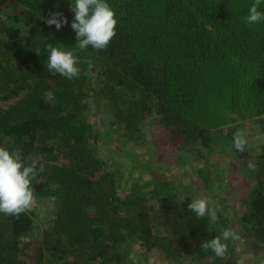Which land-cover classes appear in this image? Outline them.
<instances>
[{
	"label": "trees",
	"instance_id": "16d2710c",
	"mask_svg": "<svg viewBox=\"0 0 264 264\" xmlns=\"http://www.w3.org/2000/svg\"><path fill=\"white\" fill-rule=\"evenodd\" d=\"M107 2L116 36L103 50L76 49L81 72L69 80L47 69V45L75 47L71 0H0V146L39 156L45 168L33 182L40 204L18 218L0 214V264H133L136 244L174 261L222 264L234 256L232 240L222 259L200 245L236 217L225 198L216 224L188 210L196 196L182 195L185 182L155 174L121 200L120 169L108 171L113 165L98 149L111 145L147 158L143 166L152 174L157 165L148 149L141 157L123 147H142L152 126L198 159L210 152L199 155L211 130L221 136L264 117V21L245 22L254 0ZM50 12L63 13L67 23L59 30L45 24ZM46 91L55 99L46 100ZM104 103L111 122L96 125ZM255 164L247 212L238 219L264 249V145ZM157 226L170 239L156 234Z\"/></svg>",
	"mask_w": 264,
	"mask_h": 264
},
{
	"label": "rangeland",
	"instance_id": "374dc122",
	"mask_svg": "<svg viewBox=\"0 0 264 264\" xmlns=\"http://www.w3.org/2000/svg\"><path fill=\"white\" fill-rule=\"evenodd\" d=\"M2 13L6 14V11H2ZM2 18H5L4 15ZM109 109L107 103H104L102 110L105 116L103 120L101 116L98 117L96 125L100 122H111L110 113L107 114ZM89 119L92 121L94 118L91 116ZM247 123L231 125L228 131H225L221 136L218 132L211 130L212 136L210 135L205 141L206 149L203 150L202 146L201 148L199 147L201 152L199 155H204L207 151L210 152L206 158L198 159L192 157L189 152L179 151L173 142L172 134L168 130L162 129L158 125L152 126V134L149 132L145 133L142 147L136 146L131 141L123 144L126 152L135 151L136 154H141V157H143L145 150H149V154L151 153L149 157L157 165V172L152 174L143 166L144 163H148L147 158L135 160L134 157L131 158L129 155L122 154V148L119 153L111 151L109 149L111 145L109 147H99L98 151L101 157L112 163L113 166L108 167V171H113L118 167L120 169V175L117 174L119 176L117 179L119 181L117 197L121 200L131 192L133 185L147 180L151 181L154 174L160 179H165V177L168 180L171 179L174 185L185 182L184 184L187 187L182 195L191 197L206 196L210 199L213 206H222L221 199L225 198L226 200L223 204H227L231 213L236 216L233 221L231 220V222L226 224V228H234L238 239L232 240L234 256L222 264H264V249L258 244L250 226L238 219L243 213L247 212V202L254 185V173L257 168L255 163L264 145V117L257 120V122ZM118 134H120V131ZM113 135L114 138L117 137L116 134ZM241 139L244 141L242 150L236 146ZM159 164L163 166H158ZM165 167L171 168L172 171L166 172ZM198 167L203 172L197 171ZM186 171L188 173L193 172V175L197 177L196 181L190 178L188 173L185 174V179L184 174L181 172ZM204 176L210 179L207 186L202 185V182H200ZM126 177L128 178L127 183H125ZM144 196L147 200L150 197V193L148 191L145 193L144 191ZM37 204L39 205L40 203ZM47 208L50 211L53 206L47 204ZM157 228L156 234L163 237L168 235L167 238L170 239L165 229L158 226ZM173 243L174 241L171 240L168 244L172 245ZM134 250L137 264H208L204 260L198 262L189 258H178V260L174 261L162 254L159 248L145 251L139 244L135 245Z\"/></svg>",
	"mask_w": 264,
	"mask_h": 264
},
{
	"label": "clouds",
	"instance_id": "9594fccd",
	"mask_svg": "<svg viewBox=\"0 0 264 264\" xmlns=\"http://www.w3.org/2000/svg\"><path fill=\"white\" fill-rule=\"evenodd\" d=\"M262 0H254L249 7L248 15L244 18L249 25L264 21V11L260 10ZM70 11L74 13L71 28L75 31V47L53 46L48 43L49 55L47 69L59 75L73 79L79 76L82 61L75 54L76 49L85 50L91 46L94 50L107 48L116 36L118 20L116 12L107 0H71ZM44 23L54 25L59 30L67 23L61 12H50ZM38 54V53H37ZM46 100H54L52 91L44 93ZM244 141L237 142L238 148L243 147ZM45 171L41 158L36 155L25 156L19 148L9 149L0 146V214L19 217L30 210L37 203V195L33 182L37 176ZM188 210L194 212L198 218L207 216L216 224L219 206H213L208 197H196L188 205ZM238 239L234 228L224 229L220 235L203 241L201 248L211 252L218 258H224L228 251V241ZM128 259L137 264L136 256L130 254Z\"/></svg>",
	"mask_w": 264,
	"mask_h": 264
}]
</instances>
